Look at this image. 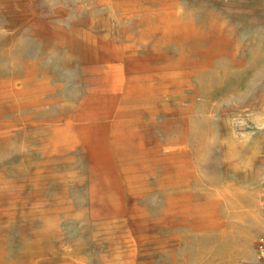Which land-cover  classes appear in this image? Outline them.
I'll return each instance as SVG.
<instances>
[{"label":"rangeland","instance_id":"rangeland-1","mask_svg":"<svg viewBox=\"0 0 264 264\" xmlns=\"http://www.w3.org/2000/svg\"><path fill=\"white\" fill-rule=\"evenodd\" d=\"M261 238L264 0H0V264H264Z\"/></svg>","mask_w":264,"mask_h":264},{"label":"bare ground","instance_id":"bare-ground-1","mask_svg":"<svg viewBox=\"0 0 264 264\" xmlns=\"http://www.w3.org/2000/svg\"><path fill=\"white\" fill-rule=\"evenodd\" d=\"M110 82V81H109ZM105 82V83H102L101 84V87H100V90L99 91H101V94H103V97H104V99L105 100H108L109 99V96L107 95L109 92H111L112 90H114L115 89V84L113 83V82ZM110 100V99H109ZM92 116V114L89 116V118ZM141 144H143V145H145L146 146V144H144V142L143 143H141ZM115 148V147H114ZM141 148H142V146H141ZM132 150H131V154H132ZM129 153H130V151H129ZM134 153V152H133ZM134 154H136V152L134 153ZM130 154H128V156H129ZM133 156V155H132ZM136 157V156H135ZM125 158V157H124ZM129 158V157H128ZM132 158H134V157H132ZM137 158H139V157H137ZM126 159V158H125ZM130 159V158H129ZM121 161V160H120ZM202 209H203V205H200V206H198V214H196V215H199V213H201L202 212ZM196 219H199V218H196ZM127 237H129V236H127ZM130 237H132V236H130ZM123 239V238H122ZM133 241V240H132ZM137 241V240H136ZM124 243V242H123ZM127 246V245H126ZM131 246V245H130ZM123 247V246H122ZM124 248V247H123ZM125 251H128V250H125Z\"/></svg>","mask_w":264,"mask_h":264},{"label":"built area","instance_id":"built-area-1","mask_svg":"<svg viewBox=\"0 0 264 264\" xmlns=\"http://www.w3.org/2000/svg\"><path fill=\"white\" fill-rule=\"evenodd\" d=\"M257 253V257L264 262V238L259 241Z\"/></svg>","mask_w":264,"mask_h":264}]
</instances>
